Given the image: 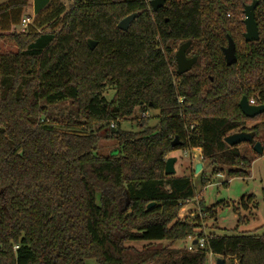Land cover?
Instances as JSON below:
<instances>
[{"label":"trees","instance_id":"16d2710c","mask_svg":"<svg viewBox=\"0 0 264 264\" xmlns=\"http://www.w3.org/2000/svg\"><path fill=\"white\" fill-rule=\"evenodd\" d=\"M252 1L168 0L154 12L147 0H77L25 35L12 28L32 1L0 4V40L18 45L0 52V264H206L209 253L264 264V234L205 236L212 208L179 219L193 181L164 175L167 153L195 148L212 174L228 167L231 178L248 176L252 161L223 140L250 132L257 141L259 128L246 123L264 121L238 107L242 97L264 106V0L254 11L258 41L242 36ZM131 14L128 30L117 29ZM227 37L231 66L221 52ZM179 41L196 48L198 75L177 76L176 88L160 46L170 54L167 44ZM135 109L159 110L158 127L120 130ZM103 129L118 143L108 156L96 153ZM176 137L181 146L172 148ZM190 237L204 239L203 248L184 247Z\"/></svg>","mask_w":264,"mask_h":264},{"label":"rangeland","instance_id":"374dc122","mask_svg":"<svg viewBox=\"0 0 264 264\" xmlns=\"http://www.w3.org/2000/svg\"><path fill=\"white\" fill-rule=\"evenodd\" d=\"M8 1L11 0H0V4ZM31 1L33 3V0ZM76 1L77 0H49L48 4L36 16L33 15V4L31 3V8H27L22 17L30 19V23L25 31H20L19 26L12 29H15L17 33L22 35L27 33L28 27L31 25L34 28L39 29L41 25H45L53 18L60 15L61 11L62 13H69ZM149 1L150 0H147L148 4ZM167 3L168 0L165 6H167ZM241 20H244V14L241 16ZM242 33H244V26L242 28ZM87 40L96 43L97 46L95 40L87 38L86 43ZM185 42L187 41L169 42L167 47L171 51L170 54L165 52L164 48L160 46L161 51L166 53L167 58H171L169 60L170 63L168 62V71L172 83L176 88L179 87V82L176 75L175 54L179 47ZM241 45L242 42H239L238 47H241ZM226 46L227 43L224 47ZM17 49L18 45L11 38L0 40L1 53H13L16 52ZM195 52L196 48L190 46L187 56H196L194 54ZM204 63V61H201V64ZM190 72L194 76L198 75L195 66ZM102 93L103 96L109 100L114 94V89L106 87ZM60 108L62 110V107ZM60 108L57 107V109ZM67 110H70L69 105L67 106ZM159 120V110L147 109L144 112H140L138 109H135L131 117L119 121V129L122 131L137 133L141 130V127L157 128ZM253 126L259 128L256 142H259L263 147L262 155H257L253 152L252 145L250 144L244 143L236 146L241 155H244L248 160L252 161L248 176L231 178L228 176V167H222V170L219 173L212 174V168L209 166V161L202 158L200 149L180 148L167 153L164 157V162L169 158H175L174 177H190L195 188L194 199L189 204H184V202L181 204L180 210L177 212L178 218L182 220L188 216L198 214L202 217L203 214L199 210L203 209V207L204 209L206 207L214 210L215 218L204 221L201 228L205 236L210 234L217 236H230L241 233H251L261 236L264 234V121L258 119L250 120L246 123L247 129ZM98 136L96 153L101 156L114 154L115 149L118 148V143L114 138L110 137L107 129L101 130L98 133ZM197 164L202 165L199 173H195L194 171ZM250 196L252 198L251 200H248V197ZM242 200L246 205V208H244L245 210L240 206ZM239 218L241 220L240 223H238ZM127 245L141 248L144 243H128ZM189 245L190 238L184 241L183 246L188 247ZM217 259L223 258L208 255L206 264H209L210 262L217 263ZM223 261L225 264H236V261H231L228 258H224Z\"/></svg>","mask_w":264,"mask_h":264},{"label":"water","instance_id":"95a60500","mask_svg":"<svg viewBox=\"0 0 264 264\" xmlns=\"http://www.w3.org/2000/svg\"><path fill=\"white\" fill-rule=\"evenodd\" d=\"M167 0H150L149 5L153 11L158 10L159 8L163 7ZM49 0H33V15L36 16L47 4ZM258 5V1H252V3L244 8V33H243V39L246 43H253L257 42L259 39V32L258 27L255 21L254 17V11ZM136 14H131L124 19H122L118 25L117 29L126 32L130 26V24L133 22V20L136 18ZM191 42L188 41L184 44H182L178 51L175 54V61L177 66V74L182 75L187 72H189L193 65L196 63L197 58L192 57L190 59H187L185 57V53L187 49L189 48ZM87 46L90 50H93L96 46V43L87 40ZM225 64L226 66H231L236 64L237 58L235 54V45L234 42L230 37H227V46L225 48H222L221 50ZM238 107L241 111V113L249 119H253L254 117L261 115L264 113V106L263 105H250L249 101L246 97H242L238 103ZM113 131V129H112ZM223 142L230 148H234L240 144H252V150L257 155H262L263 153V147L259 142L253 143V136L251 134L247 133H235L232 135H228L224 138ZM180 143L178 142L177 137L174 139V141L171 143V147L175 148L179 146ZM176 162L175 158H169L165 161L164 164V175L165 176H174L175 170H174V164ZM202 165L197 164L195 166V173H199L201 170ZM154 206V203H150L147 206V209H150ZM195 244V242H194ZM217 264H224V261L222 259H217Z\"/></svg>","mask_w":264,"mask_h":264},{"label":"built area","instance_id":"2783aa9c","mask_svg":"<svg viewBox=\"0 0 264 264\" xmlns=\"http://www.w3.org/2000/svg\"><path fill=\"white\" fill-rule=\"evenodd\" d=\"M29 23H30V19L29 18H23L22 19V21H21V24H20V31H25V29H26V27L29 25ZM249 104L250 105H253L254 104V102L251 100L250 102H249ZM111 127L113 128L114 126H113V124L111 125ZM194 199V198H193ZM193 199H188V200H186L185 202H184V204H189V203H191V201L193 200ZM200 211V210H199ZM198 216L199 217H201V215L200 214H198ZM194 242H195V244H194ZM203 246H204V239H193L192 237H190V245L187 247V249L189 250V251H193L194 249H197V248H203ZM208 255L209 256H213L211 253H209V254H207V258H208ZM207 258H206V261H207ZM209 264H217V263H215V262H210Z\"/></svg>","mask_w":264,"mask_h":264},{"label":"flooded vegetation","instance_id":"af4514ba","mask_svg":"<svg viewBox=\"0 0 264 264\" xmlns=\"http://www.w3.org/2000/svg\"><path fill=\"white\" fill-rule=\"evenodd\" d=\"M167 2V1H166ZM166 2H165V4H166ZM165 4L163 5V7H161V8H159L158 10H160V9H163L164 7H165ZM149 7H150V5H149ZM150 9H151V7H150ZM152 10V9H151ZM158 10H156V11H158ZM153 11V10H152ZM156 11H154V12H156ZM188 42V41H187ZM191 42V41H190ZM186 43V42H185ZM184 44V43H183ZM190 46H191V44H190ZM190 46H189V48H190ZM189 48L187 49V51H186V53H185V57L187 58V59H190V58H192V57H196V56H191V57H188L187 56V52H188V50H189ZM222 48H225V47H222ZM222 48H221V50H222ZM223 55V54H222ZM197 58V57H196ZM223 59H224V57H223ZM224 62H225V60H224ZM195 65V64H194ZM193 65V66H194ZM193 68V67H192ZM188 73V72H187ZM186 74V73H185ZM176 75L177 76H181V75H178L177 74V66H176ZM182 75H184V74H182ZM250 102V101H249ZM253 105H256L255 103L253 104ZM259 116V115H258ZM234 133H236V132H234ZM237 133H247V134H250V132H237ZM179 142V141H178ZM254 142H256V140L254 139V137H253V143ZM180 143V142H179ZM252 145V144H251ZM179 146H181V143H180V145ZM178 146V147H179Z\"/></svg>","mask_w":264,"mask_h":264}]
</instances>
